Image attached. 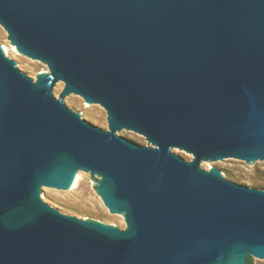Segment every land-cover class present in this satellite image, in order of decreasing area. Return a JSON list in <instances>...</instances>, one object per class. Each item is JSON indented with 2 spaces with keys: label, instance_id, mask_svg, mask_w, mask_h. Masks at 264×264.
Masks as SVG:
<instances>
[{
  "label": "water",
  "instance_id": "95a60500",
  "mask_svg": "<svg viewBox=\"0 0 264 264\" xmlns=\"http://www.w3.org/2000/svg\"><path fill=\"white\" fill-rule=\"evenodd\" d=\"M0 24L50 70L34 82L0 47V264L264 258V190L199 166L264 160V0H0ZM57 80L103 106L109 130L55 98ZM76 169L102 176L127 230L40 199Z\"/></svg>",
  "mask_w": 264,
  "mask_h": 264
},
{
  "label": "rangeland",
  "instance_id": "374dc122",
  "mask_svg": "<svg viewBox=\"0 0 264 264\" xmlns=\"http://www.w3.org/2000/svg\"><path fill=\"white\" fill-rule=\"evenodd\" d=\"M0 47L4 55L12 59L15 62V66L31 78L32 81L35 82L40 75H50L47 63L33 59L20 52L11 42L8 32L1 24ZM64 86L65 84L62 80H57L53 84L52 93L55 98L62 99L64 104L78 113L85 122L103 130H109L107 111L103 106L98 103L88 102L82 96L73 92L64 94ZM115 134L134 144L154 147L143 135L133 130L121 128L118 131L116 130ZM170 151L186 161H190L193 158L192 154L177 147H172ZM199 166L207 171L215 168L226 179L239 180L243 182L242 185L248 187L258 184L260 186L258 189L264 190V160L245 162L236 158H225L216 161L203 159L199 162ZM100 181H102V176L92 174L87 170L76 169L69 187L61 189L40 186L39 197L50 207L64 215L80 220L95 221L122 231L127 230L128 226L124 212L109 210L99 195L97 185ZM249 257L257 264H264V258Z\"/></svg>",
  "mask_w": 264,
  "mask_h": 264
},
{
  "label": "trees",
  "instance_id": "16d2710c",
  "mask_svg": "<svg viewBox=\"0 0 264 264\" xmlns=\"http://www.w3.org/2000/svg\"><path fill=\"white\" fill-rule=\"evenodd\" d=\"M231 180H233V179H231ZM233 181H235V182H237V183H239V184H242V183H243V182H241V181H239V180H233ZM253 187H255V188H259L260 186H258V184H254ZM244 264H257V263L253 262V261L251 260V258L248 256V257L246 258Z\"/></svg>",
  "mask_w": 264,
  "mask_h": 264
}]
</instances>
